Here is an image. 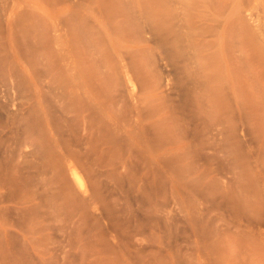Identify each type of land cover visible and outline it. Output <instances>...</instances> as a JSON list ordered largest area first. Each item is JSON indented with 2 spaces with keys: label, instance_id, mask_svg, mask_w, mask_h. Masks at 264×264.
<instances>
[{
  "label": "rangeland",
  "instance_id": "obj_1",
  "mask_svg": "<svg viewBox=\"0 0 264 264\" xmlns=\"http://www.w3.org/2000/svg\"><path fill=\"white\" fill-rule=\"evenodd\" d=\"M0 264H264V0H0Z\"/></svg>",
  "mask_w": 264,
  "mask_h": 264
},
{
  "label": "bare ground",
  "instance_id": "obj_2",
  "mask_svg": "<svg viewBox=\"0 0 264 264\" xmlns=\"http://www.w3.org/2000/svg\"><path fill=\"white\" fill-rule=\"evenodd\" d=\"M75 176H76L77 180L80 182L81 180H80L79 176L76 173H75Z\"/></svg>",
  "mask_w": 264,
  "mask_h": 264
}]
</instances>
